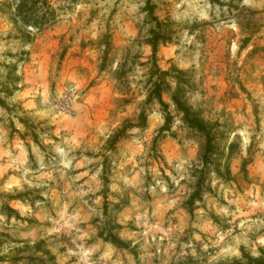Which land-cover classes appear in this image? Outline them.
I'll list each match as a JSON object with an SVG mask.
<instances>
[{
  "label": "rangeland",
  "instance_id": "rangeland-1",
  "mask_svg": "<svg viewBox=\"0 0 264 264\" xmlns=\"http://www.w3.org/2000/svg\"><path fill=\"white\" fill-rule=\"evenodd\" d=\"M262 249L264 0H0V264Z\"/></svg>",
  "mask_w": 264,
  "mask_h": 264
},
{
  "label": "trees",
  "instance_id": "trees-1",
  "mask_svg": "<svg viewBox=\"0 0 264 264\" xmlns=\"http://www.w3.org/2000/svg\"><path fill=\"white\" fill-rule=\"evenodd\" d=\"M153 9L154 8L152 7V5H149V10L151 11V14H154ZM154 34L155 35L152 39V45H153V56H156L158 43L160 42L162 37L158 31H154ZM159 88H160V85H158V89ZM17 89L18 88H16V90ZM158 96H159V98H161L160 93L158 94ZM174 102H175L178 110L184 114L185 121L188 122L189 124H191V126L193 128H195L196 130L200 131L201 133H203L205 135V137H206V150H205V154H204V162H205V165H207L209 162L208 161L209 157L216 154V149H217L216 148V140H215L216 137L213 135L212 131L207 126L204 125V123L202 121L198 120L196 113L193 114L191 112L190 108L185 104L184 101H182L178 97L174 96ZM169 120H170V116H167V122ZM124 130L117 132L113 136V139L111 141L112 144H116L118 142V140H120L123 136H125ZM228 172H229V169H228ZM203 183L204 182H202V181H200L198 183L196 190L186 201V207L188 208V210L192 216H193L194 205H195L196 201L201 200V198H202L201 192L203 191V188H204ZM101 237H103V234H101ZM105 240L107 242H110L113 245L117 246L118 248H128V245L125 242H123L119 237H117L116 235H113L111 233H109L105 237ZM261 252L262 253H261L260 257H252L249 255H245L244 256V262L240 261V260H235L234 262L227 263V264H264V249H262ZM176 264H196V263H194V259L192 257H187L183 260H180Z\"/></svg>",
  "mask_w": 264,
  "mask_h": 264
}]
</instances>
